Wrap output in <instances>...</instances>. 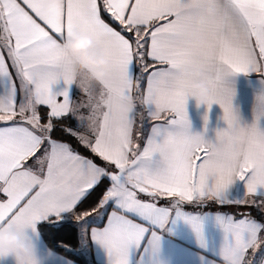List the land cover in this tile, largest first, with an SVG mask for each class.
Masks as SVG:
<instances>
[{
    "label": "snow or ice",
    "instance_id": "obj_1",
    "mask_svg": "<svg viewBox=\"0 0 264 264\" xmlns=\"http://www.w3.org/2000/svg\"><path fill=\"white\" fill-rule=\"evenodd\" d=\"M9 29L4 46L21 90L34 95L35 105L28 113L17 111V88L0 53V227L35 234L60 226L65 214L78 222L92 218L103 226L88 235L105 249L108 264H152L160 234L152 230L143 244L150 227L167 230L170 219L184 218L202 239L201 218L181 211L183 202L251 204L264 212V92L254 100L252 122L244 123L228 80L259 73L264 83V0H0V32ZM74 31L90 36L108 59L103 88L121 99L135 91L152 120L171 114L152 126L142 147L133 141L137 108L129 120L113 121L105 112L89 138L61 119H76L84 106L73 107L70 94L75 55L65 40ZM197 73L209 92L207 106L219 104L227 123L214 141L190 131L186 103ZM38 105L50 109L46 124ZM54 120L105 166L53 139ZM144 120L140 113L142 126ZM105 179L108 186L93 199ZM235 182L244 184V195L229 199ZM167 197L177 198L174 216L156 203ZM216 218L225 237L215 257L264 264V221L250 213L237 219L220 212Z\"/></svg>",
    "mask_w": 264,
    "mask_h": 264
},
{
    "label": "crops",
    "instance_id": "obj_2",
    "mask_svg": "<svg viewBox=\"0 0 264 264\" xmlns=\"http://www.w3.org/2000/svg\"><path fill=\"white\" fill-rule=\"evenodd\" d=\"M107 17L106 14H104ZM116 24V23H115ZM118 31L121 30L118 24L112 25ZM126 36L132 38V33H125ZM12 44L14 45V38H12ZM0 53H3L5 57V62L9 67V71L12 74V79L15 82L17 88V111L19 109L20 102L25 97V92L21 90V82L16 77L15 69L11 66V60L8 57L7 48L4 43H0ZM138 72V70H137ZM229 83L234 88L233 96V108L238 111L242 122L251 123L252 122V107L254 104L255 97L258 93L264 92V83L261 82V76L259 73H238L230 76L228 78ZM54 90L62 88L63 83L53 86ZM70 94L72 95V106H76L84 101L85 97L81 91L73 84L70 87ZM138 94L134 91L133 96L136 97ZM62 101V98H60ZM45 109V116L47 120L44 123H48V113L50 109L43 105H38L37 110L39 115H41V109ZM81 111L84 109L81 108ZM186 112L188 120L190 123V131L193 134H203L206 140L214 141L216 138V132L218 130L225 129L227 123L224 120V112L219 104L213 103L209 108L207 105H200L197 107L194 98L189 97L186 103ZM140 113L144 114L145 120L143 126L140 121ZM170 113H163L160 120H152L148 118L146 109L141 105L140 100L137 98V115L135 117V123L133 125V141L135 144H140L141 147L146 142L147 137L151 134V128L154 124H162L165 122V117H170ZM207 116V125L205 130V117ZM72 118V117H71ZM19 119V117H17ZM73 127L78 126V130L81 131L83 125H78L77 119H73ZM11 123V122H9ZM0 126H4V122H0ZM31 127L30 125H25ZM260 127L264 130V119L260 121ZM59 141V140H58ZM63 142V141H60ZM76 151V150H75ZM79 153V152H78ZM80 155L87 157L86 155L79 153ZM41 153H37V156ZM89 158V157H87ZM90 159V158H89ZM29 163H32L30 161ZM97 164V163H96ZM98 165V164H97ZM101 166V165H99ZM103 167V166H102ZM35 170V169H34ZM245 187L242 182H235L228 189L229 199H238L244 195ZM141 199L151 200L150 197L141 194ZM2 199V197H0ZM160 199L167 200L165 203H161ZM175 197L167 198H157L156 203L160 207H168L171 209V216H174L175 209L171 207L172 201ZM247 199H254L253 197H247ZM257 203H259V199ZM212 201V200H208ZM206 201V202H208ZM214 202V201H213ZM205 203V202H204ZM204 203H188L183 202L180 205L181 211L185 214L198 215L202 221V239L198 238L197 234L193 231L191 225L184 218L173 217L169 220L166 225V229H152L149 224L145 223V227H150V232L146 235V239L143 244L147 243V237H150L152 230H157L160 234V248L158 253L154 256L152 264H210L211 260H216V264H223L220 258L215 257L220 247L224 243L225 233L217 222V213L231 214L235 218H240L241 213H246L244 209L252 205H235V204H225L220 205V208L215 209H202ZM187 205L188 207H184ZM235 206V207H234ZM245 207V208H244ZM111 211V209L109 210ZM69 221L77 227L79 240L81 247H85L88 252L87 243L90 244L91 258L92 262L90 264H108L107 254L105 249L98 243L94 242L88 232H90L93 227H102L103 223L96 222L89 218V220L83 225V232L81 233L78 224L79 222L73 218L70 214H65V217L60 222ZM106 222V218L104 220ZM137 223H144L143 221L137 219ZM99 224V225H98ZM13 226V225H12ZM8 225V227H12ZM3 227L0 228H4ZM33 237L34 243L37 248L38 264H76L73 260L50 250L43 239L41 238L39 232L33 234L29 230ZM141 252L143 249L141 248ZM137 259L139 256L137 255ZM203 258V259H202ZM261 258V253L257 254V261ZM0 264H17L15 258L11 255L8 257H0Z\"/></svg>",
    "mask_w": 264,
    "mask_h": 264
},
{
    "label": "clouds",
    "instance_id": "obj_3",
    "mask_svg": "<svg viewBox=\"0 0 264 264\" xmlns=\"http://www.w3.org/2000/svg\"><path fill=\"white\" fill-rule=\"evenodd\" d=\"M11 31L0 32V43H6L11 38ZM67 51L75 55L73 69V84L85 97L83 111L77 110L78 125L82 124L79 135L89 138L94 126L102 118L105 112L110 114L113 121L129 120L137 108V98H118L107 88H103L106 78V69L109 65L104 53L99 50L93 39L81 32L74 31L66 38ZM209 92L199 74H193L190 83V96L195 99L197 107L206 104ZM264 94V93H261ZM256 95L255 99L257 98ZM35 105L33 94H25L23 103L19 105L25 113H28ZM13 256L16 261H24L32 264L38 261L37 248L33 237L27 229H19L13 225L0 228V257ZM223 264H237L230 256L223 255Z\"/></svg>",
    "mask_w": 264,
    "mask_h": 264
},
{
    "label": "trees",
    "instance_id": "obj_4",
    "mask_svg": "<svg viewBox=\"0 0 264 264\" xmlns=\"http://www.w3.org/2000/svg\"><path fill=\"white\" fill-rule=\"evenodd\" d=\"M107 19V17H105ZM113 25H116L113 23ZM138 70V69H137ZM41 109V123H44L47 120V117L45 116V109ZM65 124H70L73 127V120L71 117L68 118H61ZM54 123H57V128L53 130L52 138L63 141L66 143H69L74 150H76L79 153H82L89 157L90 159H93L95 163L101 166H105V162L102 161L99 157L94 156L91 151L85 147L83 144H81L76 137H70L65 135L59 127L58 121H53ZM109 181L105 179L103 183L100 185V187L96 190V192L93 195V199H95L96 196L100 195V193L103 191V189L108 186ZM167 200L160 199L161 203H165ZM184 207H188L187 205H184ZM235 207V206H234ZM202 209H215L220 208L219 205L214 203L213 201H208L203 204L201 207ZM245 208V207H244ZM245 212L250 213L252 217L256 218L257 220L264 221V212H260L256 207L249 206L247 207ZM102 224L101 222L99 223ZM98 224V225H99ZM58 227H49L45 229L39 230V234L43 241L45 242L46 246L52 250L55 251L71 260H73L76 264H90L92 262L91 258V249L90 244L87 243L88 252L87 255L79 250L80 246V240H79V234L77 227L73 225L72 223L68 221L59 222ZM249 255H251V250L249 252ZM257 259V256H256ZM95 264V263H94Z\"/></svg>",
    "mask_w": 264,
    "mask_h": 264
},
{
    "label": "rangeland",
    "instance_id": "obj_5",
    "mask_svg": "<svg viewBox=\"0 0 264 264\" xmlns=\"http://www.w3.org/2000/svg\"><path fill=\"white\" fill-rule=\"evenodd\" d=\"M252 199H249V201H251ZM249 205H251V204H247V206H249ZM69 222V221H68ZM87 222V221H86ZM85 221H81V222H79V224H78V228H79V230H80V232L82 233L83 232V225H85V223H86ZM71 223V222H70ZM74 225V224H73ZM79 250L81 251V252H83V253H85L86 255H87V249L85 248V247H81V244H80V246H79Z\"/></svg>",
    "mask_w": 264,
    "mask_h": 264
}]
</instances>
